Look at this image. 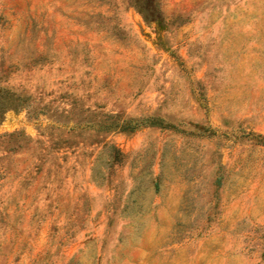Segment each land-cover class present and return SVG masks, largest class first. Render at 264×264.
Instances as JSON below:
<instances>
[{"label": "rangeland", "instance_id": "1", "mask_svg": "<svg viewBox=\"0 0 264 264\" xmlns=\"http://www.w3.org/2000/svg\"><path fill=\"white\" fill-rule=\"evenodd\" d=\"M137 1L0 0V264H264V0Z\"/></svg>", "mask_w": 264, "mask_h": 264}, {"label": "trees", "instance_id": "2", "mask_svg": "<svg viewBox=\"0 0 264 264\" xmlns=\"http://www.w3.org/2000/svg\"><path fill=\"white\" fill-rule=\"evenodd\" d=\"M147 1H153V0H147ZM137 4H139V8H140V10H141V12H144L145 13V11L144 10H146L144 7H143V3H142V0H138L137 1ZM146 18H147V16H146ZM6 102L5 101H2L1 99H0V120H1V118H2V116H3V114H4V112H5V109H6Z\"/></svg>", "mask_w": 264, "mask_h": 264}]
</instances>
